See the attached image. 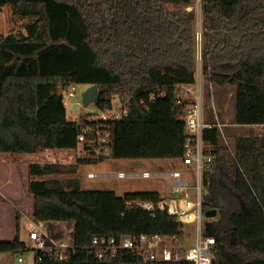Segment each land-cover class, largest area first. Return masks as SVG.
Instances as JSON below:
<instances>
[{"label": "trees", "instance_id": "obj_1", "mask_svg": "<svg viewBox=\"0 0 264 264\" xmlns=\"http://www.w3.org/2000/svg\"><path fill=\"white\" fill-rule=\"evenodd\" d=\"M206 82L236 90L235 124L263 133L236 139L232 155L216 131L206 133L216 162L204 171L215 189L205 213L220 209L221 221L206 236L216 240L215 264H264V0H201ZM196 0H0V11L28 19L24 29L0 34V154H77V163L29 165L35 221L74 225L75 253L61 260L35 252V264H186L145 262L132 251L98 260L90 253L98 237L162 235L182 237L184 225L167 213L155 216L129 202H158L157 192L119 196L84 190L79 169L116 160H181L183 117L191 100L179 101L176 85L195 83ZM206 67V68H205ZM97 85V109L119 99L128 116L118 120L68 119L62 91ZM165 94L151 99V95ZM112 135L111 152L97 156L95 139L79 137L89 126ZM70 178L63 179L62 177ZM228 184L236 199L222 198ZM215 208V209H214ZM0 242V253L31 251L21 238Z\"/></svg>", "mask_w": 264, "mask_h": 264}, {"label": "built area", "instance_id": "obj_2", "mask_svg": "<svg viewBox=\"0 0 264 264\" xmlns=\"http://www.w3.org/2000/svg\"><path fill=\"white\" fill-rule=\"evenodd\" d=\"M196 6V5H195ZM195 6L189 8V11L195 10ZM197 21V20H196ZM203 26H196V59L197 72L196 81L187 85H176V93L178 100H191V105L187 114L183 117L186 126L187 141L185 144V154L181 159L186 167H191L197 173V185L190 188L188 181L183 180V176L179 171L171 172L167 175H157L150 172L139 174L140 176L150 179L152 177L170 176L174 178L173 192L175 194H183L185 197L181 198H161L160 201L154 202H129V206H137L155 216L158 212L167 213L175 217L181 224H197L199 234L194 246L184 248L180 246L169 245V243H176L180 238L177 236L168 237L162 235H142L140 237H125L117 239L115 237H94L89 247L90 253L98 260H105L117 256L120 252L132 251L139 255L145 262L152 263H186V264H215V255L213 253L216 240L212 236H203L201 233V221L203 214H205V202L203 196L202 181L204 177L205 168L211 167L215 164V146L206 139V133L216 131L220 138L224 136V128L233 127L236 124L224 125L216 121L213 123L207 121L206 112L204 109V68L201 72L198 70V63L203 65V48L202 38ZM199 72V73H198ZM205 79V77H204ZM77 86L73 85L66 87L62 93L64 100L75 98L77 93ZM164 97L165 94H152L151 99L157 97ZM66 103H68L66 101ZM96 117L87 118L88 122H101L109 120H118L128 116V110L124 109L119 99H115L111 109H105L99 112ZM77 122V120H75ZM238 126V125H237ZM96 136L95 139L89 140L96 146V154L108 155L111 152L112 135L107 130L97 127L89 126L83 131L79 137L81 145L87 142L89 134ZM59 161V159H58ZM98 175L90 174V178H95ZM118 177L124 178L125 174L120 173ZM189 189H195L196 197L192 199ZM24 230L27 233L29 242L27 243L31 252L35 254L36 251H46L55 253L61 260L67 259L77 251L74 246V225L71 223L54 224L48 226L46 223L28 219L24 223ZM68 233L69 240L66 238L59 239L58 235ZM22 262V260H20Z\"/></svg>", "mask_w": 264, "mask_h": 264}, {"label": "rangeland", "instance_id": "obj_3", "mask_svg": "<svg viewBox=\"0 0 264 264\" xmlns=\"http://www.w3.org/2000/svg\"><path fill=\"white\" fill-rule=\"evenodd\" d=\"M195 12L197 15L196 26H203V10L201 0H196ZM29 23L28 19H19L13 16V11L10 7H4L0 11V34L3 36L8 35L12 31L24 29L25 25ZM204 66L201 68V63H198V70L201 72ZM198 72V73H199ZM203 78L204 85V109L206 112L207 121L213 123L216 121V117L219 122L224 125L235 124L236 117V90L231 87L220 88L215 85L208 84ZM90 88L89 85H77V95L75 98L65 99L67 101L69 119L77 122L85 119L96 117L100 113V109H97L95 104L90 105L88 108L83 106V95ZM258 133L262 134L263 130L258 127H245V126H233L224 128V136L220 138V145L222 148L227 149L232 155L235 153V143L236 139L243 136H257ZM76 154L74 158L70 161L69 159L64 162L67 165H75L77 163ZM49 158V157H47ZM1 160V159H0ZM36 161L26 163L27 166ZM68 162V163H67ZM41 164H46L47 162H40ZM20 165V174H22V169L28 170L27 167L22 168ZM11 168L0 166V175L4 180L5 177L9 176ZM186 166L183 165L182 161L179 160H116L109 159L104 163L97 165H89L80 168L78 176L84 190H97V191H114L119 196H124L128 193L136 192H147L154 191L158 192L162 198H181L185 197L183 194H175L173 192L174 188V178L170 176L163 177H152L150 179L144 178L139 174L144 172H158V173H170L174 171H179L184 181H188L190 188H194L197 185V173L194 169L189 172L186 171ZM120 173L127 176L124 178L118 177ZM29 174V172H28ZM90 174L98 175L95 178H90ZM106 175V176H105ZM23 176V174H22ZM27 176V173L26 175ZM63 179L70 178L69 176L62 177ZM203 186V196L205 203H212V195L215 193V189L211 190L210 187L205 186L204 180L202 181ZM224 186L222 182L221 189ZM225 188H229L226 184ZM26 187V186H25ZM223 189V188H222ZM228 190V189H226ZM188 192L191 194L192 199L195 200L196 191L195 189H189ZM225 200V198H223ZM234 203V198H230ZM2 201V200H1ZM237 201L234 203V205ZM9 214L5 217L0 214V242H10L15 240L16 231L15 227H11L14 222L12 221L11 213L13 208L11 204L7 203ZM14 209V208H13ZM215 209V208H214ZM222 213L220 209L215 210V214L208 216L203 214L201 221V233L206 236L208 230L214 223L221 221ZM68 233L59 234L58 238H66L69 240ZM199 234V229L197 224H184V235L180 237L176 243H169V245H177L184 248H190L194 246L197 241ZM22 239L29 242L28 236L22 235ZM22 260V262H20ZM35 254L31 251L24 254H6L0 253V264H34Z\"/></svg>", "mask_w": 264, "mask_h": 264}, {"label": "crops", "instance_id": "obj_4", "mask_svg": "<svg viewBox=\"0 0 264 264\" xmlns=\"http://www.w3.org/2000/svg\"><path fill=\"white\" fill-rule=\"evenodd\" d=\"M65 101V100H64ZM67 108V115L68 114V107L66 101L64 102ZM69 119V117H68ZM70 120V119H69ZM72 121V120H71ZM75 121V120H74ZM75 153L72 152H65V151H47L41 155H11V154H0V166H3L5 168L9 167L11 168V172L9 173L10 175L5 177L4 180L2 179L0 175V214L3 216H7L9 214L8 212V205L7 203L11 204V206L14 208L12 209L11 216L12 221L14 222L11 227H15L16 231V218H17V213L20 214L21 217V238L22 235H26L27 233L24 230V223L28 219H33L34 216V202H33V196H31L28 192L29 184L32 180L30 175L28 174L29 172V165L27 166L26 163L36 161L35 163L40 162H47V163H52L61 161L64 164V160H72V158L75 157ZM49 157V158H47ZM77 159V157H76ZM68 163V162H67ZM32 164V163H31ZM20 165H22V168L27 167V171L22 169V174H20ZM89 166V165H88ZM80 170V169H79ZM193 168L186 167V171H193ZM27 173V176H25ZM171 173V172H170ZM154 174L161 175V174H169V173H156ZM106 176V175H105ZM160 177V176H157ZM82 184V183H81ZM26 186V187H25ZM83 188V185H82ZM228 189V190H226ZM147 192H154V191H147ZM158 193V192H157ZM222 198H225L226 201H230V198H235L234 193L232 192L231 188H224L222 190ZM2 200V201H1ZM48 226H53L54 224H46ZM17 235V232H16ZM25 243H28L24 239H22ZM35 264V260H34Z\"/></svg>", "mask_w": 264, "mask_h": 264}, {"label": "water", "instance_id": "obj_5", "mask_svg": "<svg viewBox=\"0 0 264 264\" xmlns=\"http://www.w3.org/2000/svg\"><path fill=\"white\" fill-rule=\"evenodd\" d=\"M202 38V48L205 46L204 44V34L201 36ZM195 44H196V35H195ZM206 68V67H205ZM100 98V92L97 85L90 86V88L84 93L83 95V106L84 108H88L92 104H96ZM215 214V211L213 212H206V215L212 216ZM54 224V223H53Z\"/></svg>", "mask_w": 264, "mask_h": 264}]
</instances>
